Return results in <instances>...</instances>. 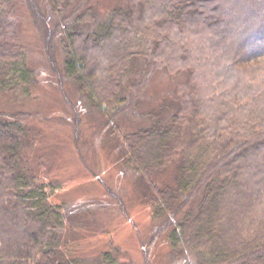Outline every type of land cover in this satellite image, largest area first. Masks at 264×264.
Segmentation results:
<instances>
[{"label": "trees", "instance_id": "1", "mask_svg": "<svg viewBox=\"0 0 264 264\" xmlns=\"http://www.w3.org/2000/svg\"><path fill=\"white\" fill-rule=\"evenodd\" d=\"M51 1L59 19L51 28L42 16L49 48L63 26L64 75L106 117L103 128L123 138L125 162L143 174L160 218L153 238L168 231L172 251L187 264H264V80L244 73L264 70V63H250L264 58V3H248L235 24L228 0H128L102 20L90 0ZM26 2L41 16L36 0ZM20 12V0H0V94L24 99L35 71ZM213 29L241 39L221 55L240 74L236 88L219 89L221 68L206 88L198 77L205 58L193 38ZM139 57L149 68L125 80ZM156 68L190 73V84L176 89L175 103L151 112L149 125L124 129L121 116L140 104ZM7 115L0 110V264H114L109 250L89 262L74 249L76 227L51 201L53 184L26 164L32 113ZM171 166L174 182L163 177Z\"/></svg>", "mask_w": 264, "mask_h": 264}, {"label": "rangeland", "instance_id": "2", "mask_svg": "<svg viewBox=\"0 0 264 264\" xmlns=\"http://www.w3.org/2000/svg\"><path fill=\"white\" fill-rule=\"evenodd\" d=\"M26 1L20 0L19 33L27 46L35 80L29 98L1 93L0 110L8 115L15 110L32 113L27 119L33 134L25 146L26 164L40 180L53 184L47 187L51 201L63 205L71 219L70 224L76 227L72 229L75 233L71 232L73 248L89 262L97 261L103 252L109 250L116 259L114 264H187V258L172 251L168 231L153 238L160 218L155 216L149 200L151 191L143 174L124 160L126 145L123 138L120 140L103 128L106 117L83 96L77 84L64 75L63 26L57 34L54 32V50L49 48L42 16L47 17L54 28L59 16L52 8V1L36 0L43 13L37 19L32 16ZM90 2L92 6L94 4L97 20H102L129 1ZM251 2L259 5L264 0L226 1L234 8L231 15L235 24L236 14L244 13L245 6ZM189 34L194 33L190 31ZM204 34L202 38H193L195 50L205 59L208 57L200 62L204 65H199L198 69L203 87L206 88L205 82L215 76V69L221 68L225 75L218 81L219 89L236 88L240 74L223 64L226 62L221 55L226 47L230 49L240 43V37L230 40L216 29ZM55 62L57 68L52 66ZM133 63L129 78L125 80L149 68V62L141 57ZM250 63H264V58ZM250 71L244 73H250L253 81L254 78L264 80V70L259 65ZM189 81L190 73L172 74L156 68L145 97L121 116L120 124L129 130L149 125L153 121L150 113L161 109L164 103H173L176 89L183 84L187 86ZM176 175L175 167L171 166L163 177L174 182ZM260 208L263 216L264 206Z\"/></svg>", "mask_w": 264, "mask_h": 264}]
</instances>
